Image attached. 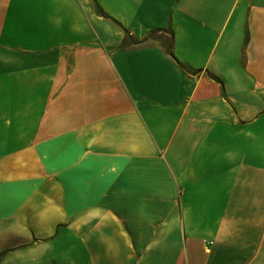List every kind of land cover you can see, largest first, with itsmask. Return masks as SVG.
Masks as SVG:
<instances>
[{"label": "crops", "instance_id": "1", "mask_svg": "<svg viewBox=\"0 0 264 264\" xmlns=\"http://www.w3.org/2000/svg\"><path fill=\"white\" fill-rule=\"evenodd\" d=\"M0 264H264V0H0Z\"/></svg>", "mask_w": 264, "mask_h": 264}, {"label": "trees", "instance_id": "2", "mask_svg": "<svg viewBox=\"0 0 264 264\" xmlns=\"http://www.w3.org/2000/svg\"><path fill=\"white\" fill-rule=\"evenodd\" d=\"M153 32H151V34H152ZM127 38H129V36H127ZM169 54L173 57V52L171 51V50H169ZM182 68H186V67H184V66H181Z\"/></svg>", "mask_w": 264, "mask_h": 264}]
</instances>
